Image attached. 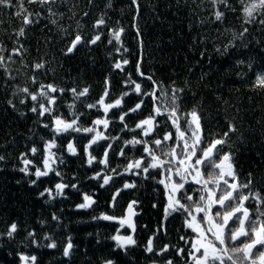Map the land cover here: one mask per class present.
I'll use <instances>...</instances> for the list:
<instances>
[{"label":"trees","instance_id":"1","mask_svg":"<svg viewBox=\"0 0 264 264\" xmlns=\"http://www.w3.org/2000/svg\"><path fill=\"white\" fill-rule=\"evenodd\" d=\"M253 2L228 0L230 7L223 4L214 7L209 0H139L140 14L135 20L137 13L131 0H56L47 5L30 4L24 0L23 8L27 11L21 16L16 15L20 11V0H12L10 7L0 5V48L3 49L0 54L5 57L9 70L5 72L0 68V156L5 157L0 161V233H6L13 222L18 225L12 238L0 236V264H21L20 254L35 256V264H102L106 259L114 264H167L170 259L174 264H193L189 252L195 234L186 224L191 217L181 210L165 218L168 197L164 184L159 183L165 179L164 169H150L144 173L142 168L147 163L142 161V168L125 171L130 161L143 156L150 162L151 157L144 153L142 144L125 145L124 141L133 137L148 141L162 158L163 152L180 143L173 137L161 148L151 144L156 139L162 140L165 133L175 134L166 115L156 117L159 126L148 136L136 128V124L148 117L153 109L152 98L138 97L133 91L134 85L127 83L131 78L141 83L144 91L152 90V82L137 73L138 62L145 77L151 75L160 82L161 88L157 89L156 95L165 91L170 96L173 87L183 89L179 93L180 125L187 127L183 114L195 107L203 128L201 149L207 147L214 137L227 132L229 121L236 126L237 131L230 134L228 143L213 159L218 162L224 153L234 151L238 182L247 183L250 173L253 177L251 187L240 191L245 195L259 192L264 197V89L252 87L257 73L264 72V25L260 23L264 20V10L256 12L251 22L242 11L243 6ZM49 8L56 15L50 16ZM216 10L224 13L220 21L215 19ZM28 14H32L34 23L24 25L23 15ZM101 17L106 24L94 28L95 21ZM52 20L56 23H51ZM134 24L141 31L139 37ZM21 27H25V35L17 36ZM118 28L124 29L121 42L113 40L110 44V30ZM244 28L248 32L240 37ZM78 31L86 41L96 35L101 38L96 44L83 43L72 54L66 55V48ZM21 46L20 55L12 53L14 47ZM10 54L11 61L7 60ZM123 59L128 60V64L123 65V70L115 69L114 64ZM41 62L45 67L35 69L34 65ZM33 76L37 79L35 84L31 82ZM106 78L110 94L104 98L103 104H99L97 102L105 92ZM40 84H52L65 90L51 94L57 97L52 106L53 115L67 121L77 119L78 127H94L95 130L57 135L52 127L45 128V124L53 125L52 115L40 117L31 112L29 109L35 102L24 93L13 96L17 88L25 86L38 92ZM72 88L78 91L88 88L89 92L77 100L69 91ZM124 92L129 95L122 97ZM121 98V105L109 109L105 115L104 105ZM9 99L13 100L15 108L7 103ZM21 99L25 100L24 104L19 102ZM140 99L145 101L142 109L129 112ZM89 104L96 107L89 108ZM122 113H128L123 123L119 119ZM97 119H107L108 127L103 124L94 126L93 121ZM97 131L108 139H100L88 149L96 157L89 165L85 145ZM187 135L190 136L191 132ZM54 137L57 147L51 150L55 153V162L51 166L55 171L37 180L32 173L36 167L43 168L45 142ZM70 141L76 148L75 155L67 150ZM109 144L112 145L110 149ZM34 146L38 149L36 154L30 151ZM105 149L109 151L107 166L99 163L104 159ZM121 149L124 155H120ZM22 153L33 161V165L28 166V174L19 170L25 167ZM214 171L218 172L209 165L201 167L205 179ZM56 172L61 175L57 176ZM97 172H101V177L92 179ZM103 175L113 179L101 188ZM173 179L179 182V177L173 176ZM32 180L36 183L31 184ZM229 180L231 182V178ZM58 182L68 185L62 196L50 199L47 194L39 195L45 188L54 189ZM125 182L136 186L123 189L113 207L112 196L118 188H123ZM200 188L201 185L189 178L180 194L181 203L194 205L199 202ZM85 193L93 194L96 203L91 208L78 209L76 206L83 202ZM189 195L193 197L192 201L186 199ZM132 201H137L134 205L138 212L134 233L137 244L125 250L116 246L112 236L117 234V229L124 236L131 233L121 228L118 220L93 217L102 213L123 217L124 209ZM237 203L238 197L226 210L230 211ZM244 207L248 208L252 220L264 212V205L252 197L244 202ZM217 211L223 214L225 209L214 205L210 215L214 217ZM53 214L58 219H53ZM193 215L207 229L203 213L193 212ZM261 220L264 221V217ZM238 227V220L230 221L231 229ZM29 232H33L34 237H29ZM154 233L157 251L165 244L175 247H170L162 255L146 252L147 241ZM206 234L212 238L211 233ZM46 235L52 239H45ZM69 238L74 248L70 257H64L63 247ZM250 239V236L241 237L236 242L229 239L227 247H241ZM53 241L57 247H47ZM177 248L184 249V252L178 255ZM255 251L258 254L264 251V247L258 246ZM226 264L230 262L226 261Z\"/></svg>","mask_w":264,"mask_h":264},{"label":"snow or ice","instance_id":"2","mask_svg":"<svg viewBox=\"0 0 264 264\" xmlns=\"http://www.w3.org/2000/svg\"><path fill=\"white\" fill-rule=\"evenodd\" d=\"M24 0H20V11L16 13L17 16H21L23 12L27 10L23 8ZM30 4L39 3L41 5H47L51 3H55L56 0H27ZM91 2V0H89ZM209 2L215 7L218 4H223L225 6L230 7L228 5V0H209ZM131 4L135 7L137 16L134 17V20L139 17L140 14V4L139 0H131ZM0 5L4 6H12V0H0ZM234 10V9H233ZM264 10V0H254L250 5L243 6L242 11L247 18L248 22H251L254 19V14L258 11ZM50 16L56 15L55 12L49 8ZM32 14L23 15V24L31 25L34 23L31 18ZM38 15V14H37ZM87 15V13H85ZM215 19L220 21L224 17V13L216 10L214 12ZM51 23L55 24L56 21L52 20ZM260 23L264 25V20H261ZM106 24V20L101 17L97 19L93 25L94 28H99L102 25ZM136 28L137 37L141 35V31L138 25H133ZM25 27H21L17 33V36L25 35ZM112 39L109 40L111 44L113 40L117 43L121 42L122 34L124 32L123 28L111 29ZM248 32L247 28H244L243 32L239 35L243 37L245 33ZM100 36L96 35L91 40H85V37L78 31L74 35V38L71 39L70 45L66 48L65 54H70L77 47L83 43L88 44H96L100 40ZM121 47L123 45L121 44ZM23 46L12 49V53L20 55L22 52ZM120 51V49H117ZM126 51V49H125ZM227 50L225 49V52ZM3 52V49L0 48V53ZM223 54V53H222ZM7 60H12V55L10 54L7 57ZM237 63L242 64L243 61H237ZM128 60L123 59L121 61H117L114 64L115 69L123 70V65H127ZM45 67L43 62L36 63L34 65L35 69H42ZM252 65L249 63V68ZM0 68H3L5 72H8V68L6 67L5 57L0 54ZM141 64L137 63V73L152 82V90L144 91L141 83H137L131 78L127 81V83L133 84V91L137 94L138 97L149 96L152 98L153 109L152 113L149 114L148 117L139 121L136 124L137 129H142V135L148 136L152 132L155 131L156 127L159 126L158 121L156 120L157 116L166 115L167 120L171 123V126L175 129V134L172 132L165 133L163 139H156L151 142L154 144L156 148H161L164 143L169 141L170 139L175 138L178 144L176 146L171 147L168 151L163 152V157L158 156L154 149L150 146L148 141L140 140L133 137L132 140L124 141L125 145L131 144L135 146L136 144H142L144 146V153L147 156L151 157V161L148 162L145 157H141L140 159H135L130 161L127 165L125 171H130L134 168L139 169L142 168V161L147 163L146 167H143L142 170L144 173H148L150 169L162 168L164 169L163 175L165 179L159 181V183L164 184L167 197L168 204L165 207V218L170 215L172 212H177L183 210L191 217L190 221L186 220V224L189 228H192L194 232L198 233L197 239L191 241L192 243V251L189 252V258L193 260V264H226L230 262V264H264V251L256 253L255 250L259 247H264V221L261 220V217H264V212H261L256 220H252L248 208L244 207V202L248 200L250 197L255 198L258 201V204L264 205V197H261L259 192L249 193L248 195L243 194L241 189H248L251 187L253 183L252 174H249L247 183H239L237 179V171L235 167V152L230 151L224 153L223 156L220 157L219 161H215L213 159L214 155L219 153L224 145L228 143V138L230 134L235 133L237 131L236 126L229 121L228 122V131L224 132L222 135H218V137H214L207 147L201 149L200 145L203 143V128L201 124V117L194 107L190 112L183 114V118L187 123L186 128H182L180 125L181 115L178 114L179 101L181 99L179 93L183 92V89L173 87L171 90V95L169 96L167 92L161 91L160 95H156L157 89L161 88L160 82L153 79L151 75L145 77V74L140 70ZM11 78V77H9ZM31 82L33 84L37 83V79L35 76L31 77ZM105 92L104 95L101 96L100 101L97 103L103 104L104 98L108 96L109 89V81L105 80ZM252 87L254 88H262L264 89V72L257 73L256 78L253 82ZM63 93L64 89H58L55 85L48 84H40V88L38 92H32L30 89L25 86L23 88H17L13 93V96H16L17 93H24L27 98H30L31 101L35 102L33 106L29 109L31 112L36 113L40 117H44L46 114L52 115L53 125L45 124L44 127H52L53 131L59 135L69 131L80 132L83 131L85 133H91L95 130L94 127L80 128L77 126V119H72L71 121H67L60 116L53 115L54 109L53 105H55L57 97L51 95L55 92ZM69 91L73 94L75 99H80L84 97L89 92L88 88H84L83 90H77L76 88H72ZM128 92L122 93V97L128 96ZM21 104L25 103L24 99L19 101ZM7 103L15 108V104L12 99H9ZM122 103V98L117 99L112 104L104 105V112L107 115L109 109L119 107ZM145 104L143 99L135 105V107L129 109V112L135 113L138 110L142 109V106ZM69 107H72L71 105ZM89 108L96 107L94 104L87 105ZM23 115V114H22ZM128 116V113H122L119 117L120 121L123 123L125 118ZM103 124L105 128L108 127L109 121L107 119L100 120L97 119L93 121V125ZM127 128V124L124 125ZM123 131V129H122ZM188 132H191V135H187ZM100 139H108L105 137L103 133L96 132V135L93 137L91 141H89L88 145H85V152L88 155V164L91 165L96 157L92 156L91 153L88 152V149L92 144L97 143ZM112 139H117V137H112ZM57 147L56 138L54 137L52 140L46 141L44 145L45 155L42 160L43 168L36 167L35 172L32 173L36 176L37 180L40 177L48 176L49 172L55 171L52 168V163L55 162L54 157L55 153L51 150L52 148ZM112 147L109 144L108 149ZM105 149L104 159L99 161L100 164L107 166L108 164V155L109 151ZM67 150L70 154H77L76 148L74 144L70 141L67 145ZM33 154L38 152V149L34 146L30 149ZM199 153V154H198ZM120 155H124V150L121 149ZM23 158V164L25 167L20 168L21 172L25 174L29 173V165H33V161L29 160L25 154H21ZM170 157V159H169ZM4 156H0V161L4 160ZM61 162L62 159H61ZM209 165L214 170H218V172L214 171L209 173L208 178L205 179L201 172V167ZM103 171V170H102ZM115 169L113 172L115 173ZM118 174V173H117ZM57 176H60L61 173L56 172ZM173 176L179 177V182L173 179ZM101 177V172L95 173L92 179H98ZM189 177H191L192 181L198 185H201L200 188V200L196 202L194 205H186L181 203V191L184 189L185 183L188 182ZM231 178V182L229 180ZM103 183L100 184V187L103 188L112 181L113 177L109 175H103L102 177ZM36 180H32L31 184H35ZM209 185H212L210 187ZM136 185L134 183L125 182L123 188H118L116 192L112 196V206L114 207L120 193L123 189L134 188ZM68 187V185L63 182H58L55 184L53 188H45L44 191L40 192L39 195L41 197L48 195V197L54 198L56 196H62L64 194L63 190ZM71 187L76 188V185H71ZM238 197V203L235 207H231V210H226L229 208L230 204L233 201H236ZM186 199L188 201H192L193 197L191 195L187 196ZM96 201L93 199V194L85 193L83 194V202L78 204L76 207L78 209H88L91 208ZM137 204V201H132L128 204L127 215L117 218L111 215H107L102 213L99 217H93V219H103V220H118L121 228L127 227L131 229V234L129 235H121L120 229H117V234L112 236V239L116 242V246L121 249H127L130 246H135L137 241L134 238V233L136 231V225L132 219L136 213L133 211L134 205ZM217 205L221 209H225L223 214L220 211L215 213V216L210 215V211L213 206ZM155 207V205H153ZM259 212V208L257 209ZM193 212L203 213V220L205 223L209 225L207 229H204L200 223L196 221V216L193 215ZM242 213V215H239ZM53 219H58V217L53 214ZM239 221V227L236 229L230 228V221L235 222ZM43 223V222H42ZM18 230V225L16 222L11 223L8 226L6 233H0V236L6 235L8 238H12L14 234ZM230 232V235L228 234ZM206 233H211L212 238H207ZM29 237H34L33 232L28 233ZM251 237L250 241L247 243H243L241 247H232L229 249L227 247V241L230 239L233 242L238 241L241 237ZM154 237H149L147 244L145 246V251L148 253L155 252L156 255H162L167 253L170 250V246L165 244L163 248H160L158 251L154 247ZM45 239L51 240L52 238L49 236H45ZM181 239H185V237H181ZM188 243L189 241H185ZM33 243H36L33 240ZM49 248H56L57 244L55 241L49 243L47 245ZM74 245L69 238L66 245L63 247V256L70 257L72 253V249ZM184 252V249L177 248V254L180 255ZM197 253H201L200 255H196ZM20 260L22 264H28L30 261L31 264H35L36 257L35 256H26L24 254H20ZM102 264H114V261L110 259H106L102 262ZM167 264H174L173 260H168Z\"/></svg>","mask_w":264,"mask_h":264},{"label":"water","instance_id":"3","mask_svg":"<svg viewBox=\"0 0 264 264\" xmlns=\"http://www.w3.org/2000/svg\"><path fill=\"white\" fill-rule=\"evenodd\" d=\"M73 52H74V51H73ZM73 52H72V53H73ZM72 53H70V54H72ZM189 178L191 179V177H189ZM127 210H128V205H127L126 208L124 209L123 216L127 215ZM133 211L136 213V215L132 217V219H133V221H134V223H135V217L138 215V212L135 211L134 208H133ZM210 214H211V211H210ZM206 225H207V223H206ZM125 228L131 233V229H128L127 227H125ZM207 228H208V225H207ZM21 264H22V263H21Z\"/></svg>","mask_w":264,"mask_h":264},{"label":"rangeland","instance_id":"4","mask_svg":"<svg viewBox=\"0 0 264 264\" xmlns=\"http://www.w3.org/2000/svg\"><path fill=\"white\" fill-rule=\"evenodd\" d=\"M190 221V220H189ZM197 221V220H196ZM198 222V221H197ZM198 223H200V222H198ZM201 224V223H200ZM202 225V224H201ZM202 227L204 228V226L202 225ZM209 227V226H208ZM191 229V231L195 234V238L193 239V241L195 240V239H197V237H198V233L197 232H194L193 230H192V228H190ZM205 229V228H204ZM206 237L208 238V236H207V234H206ZM198 254V253H197Z\"/></svg>","mask_w":264,"mask_h":264}]
</instances>
